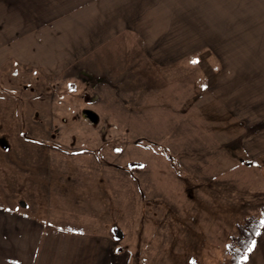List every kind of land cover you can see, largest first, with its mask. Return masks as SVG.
Segmentation results:
<instances>
[{
  "label": "rangeland",
  "instance_id": "374dc122",
  "mask_svg": "<svg viewBox=\"0 0 264 264\" xmlns=\"http://www.w3.org/2000/svg\"><path fill=\"white\" fill-rule=\"evenodd\" d=\"M191 5L112 1L68 64L0 67V264H230L264 207V25Z\"/></svg>",
  "mask_w": 264,
  "mask_h": 264
},
{
  "label": "crops",
  "instance_id": "0c3cea01",
  "mask_svg": "<svg viewBox=\"0 0 264 264\" xmlns=\"http://www.w3.org/2000/svg\"><path fill=\"white\" fill-rule=\"evenodd\" d=\"M112 1L115 6L116 0H0V67L9 59L14 64L17 61L32 65L68 64V58L76 55L75 43L85 42L92 36L87 31L88 27L102 24L99 18H93L95 12L106 8L107 3L110 7ZM185 1L195 6H183L184 8L203 10L205 18L212 19L211 22H205L206 24H218L220 21H213L217 19L221 20L219 24L222 25H264V0H183ZM178 9L183 8L179 6ZM260 18L263 20L259 21ZM116 23L117 18H113L107 25L113 27ZM91 41L92 38L88 40ZM261 51H264V44ZM237 64L245 65L240 62ZM253 66L255 72L252 105L259 108L262 121L264 60H254ZM238 76L245 80V74ZM260 129L262 131L250 139L244 153L249 158L246 166H252L264 179V128ZM257 217L261 219L262 225L253 240V251L247 253L246 250L238 264H264V217ZM246 253L247 260L244 259Z\"/></svg>",
  "mask_w": 264,
  "mask_h": 264
},
{
  "label": "trees",
  "instance_id": "16d2710c",
  "mask_svg": "<svg viewBox=\"0 0 264 264\" xmlns=\"http://www.w3.org/2000/svg\"><path fill=\"white\" fill-rule=\"evenodd\" d=\"M262 217H264V207L262 209ZM262 225L260 218L249 216L236 226V235L231 237L228 245V253H230V264H238L244 253L254 240L259 228Z\"/></svg>",
  "mask_w": 264,
  "mask_h": 264
},
{
  "label": "water",
  "instance_id": "95a60500",
  "mask_svg": "<svg viewBox=\"0 0 264 264\" xmlns=\"http://www.w3.org/2000/svg\"><path fill=\"white\" fill-rule=\"evenodd\" d=\"M82 115L87 118L88 120H90L91 122L93 123H96L97 122V116L92 113L91 111H88V110H84L82 112Z\"/></svg>",
  "mask_w": 264,
  "mask_h": 264
},
{
  "label": "snow or ice",
  "instance_id": "6c2138e0",
  "mask_svg": "<svg viewBox=\"0 0 264 264\" xmlns=\"http://www.w3.org/2000/svg\"><path fill=\"white\" fill-rule=\"evenodd\" d=\"M191 63L196 64L197 61L196 60H193ZM254 245H255V241H253L252 242V245L248 247L247 253H251L253 251ZM247 253L245 254V257H244L245 260H247Z\"/></svg>",
  "mask_w": 264,
  "mask_h": 264
}]
</instances>
